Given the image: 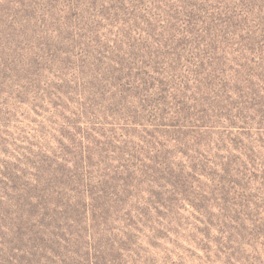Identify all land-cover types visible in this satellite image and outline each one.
<instances>
[{
    "label": "rangeland",
    "instance_id": "374dc122",
    "mask_svg": "<svg viewBox=\"0 0 264 264\" xmlns=\"http://www.w3.org/2000/svg\"><path fill=\"white\" fill-rule=\"evenodd\" d=\"M0 264H264V0H0Z\"/></svg>",
    "mask_w": 264,
    "mask_h": 264
}]
</instances>
